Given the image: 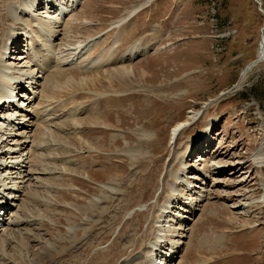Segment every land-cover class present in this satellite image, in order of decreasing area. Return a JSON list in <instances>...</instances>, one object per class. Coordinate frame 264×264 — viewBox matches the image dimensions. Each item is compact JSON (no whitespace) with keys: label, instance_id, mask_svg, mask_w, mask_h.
<instances>
[{"label":"rangeland","instance_id":"obj_1","mask_svg":"<svg viewBox=\"0 0 264 264\" xmlns=\"http://www.w3.org/2000/svg\"><path fill=\"white\" fill-rule=\"evenodd\" d=\"M23 1H9L20 40L4 55L36 80L21 94L17 128H25L0 131V142L8 139L0 182L20 187L7 192L14 205L2 214L12 222L25 213L28 223L11 224L0 239L11 234V248L24 238L46 243L57 254L48 264H264V165L255 161L264 146V63L241 81L262 45L256 1L44 0L34 10L41 0L21 12ZM34 20L58 31L55 43L43 42L65 73L51 101L42 96L46 77L29 63L40 60L29 52L32 36L41 43ZM148 33L147 52H126ZM119 68L131 74L103 78ZM245 91L254 98L241 100ZM10 106L0 107V126ZM179 123L187 125L174 137ZM36 124L50 132L39 146L30 143ZM28 145L41 167L29 164ZM23 190L37 192L33 210Z\"/></svg>","mask_w":264,"mask_h":264},{"label":"bare ground","instance_id":"obj_2","mask_svg":"<svg viewBox=\"0 0 264 264\" xmlns=\"http://www.w3.org/2000/svg\"><path fill=\"white\" fill-rule=\"evenodd\" d=\"M9 1H11V0H3L0 3V12L3 9L5 11L3 17L0 18V51H2L0 53V105L2 104L3 105L2 109L6 110L7 112H8V106H10L12 102H16V101L19 100L20 104H22L21 102H25V100H26V99L25 100L23 99L24 97H26V95L25 96L24 95L16 96V98H14L13 95L10 96L11 94H13V92L15 90V87H17V88L21 87L19 85V83H22V81H25V80H28V79H31V81H35L36 80L35 79L36 76H34L35 70L33 72L18 70L17 68H12L11 66H9L7 64V57L4 55V53L6 51H8L10 48H11L10 50H12L13 47L16 50V48L18 47L19 40H20V38L17 36V33H15L14 30H12V28L8 24V23H11L13 25L16 24L15 16H16V14L18 12L12 6H10ZM12 1H18V0H12ZM38 1H41V0H30V1H25V2L23 1L21 3V5H20L23 8L21 12H23V11L26 12V10H29L31 8V3L33 4V3H36ZM51 2H53V1H51ZM45 5H46V3H45ZM42 6H43V4L40 3L38 7H42ZM47 6H49V5H47ZM54 8H55V6H54ZM34 21H35V25H37V28H35V31L33 29V32H35L36 35H40L39 37H40L41 43L36 42V37L32 36L31 40L33 41L32 42L33 46L31 48H29V52H30L31 56H40V60H34L33 58H30L29 63L34 64V66L39 70V73L43 74L41 76V79H44L46 77V82L43 84V91H42L43 95L42 96L46 100L51 101L53 99H56V97H58L60 94L62 95L63 87H61L62 86L61 84H62V82L65 79V73L56 71L58 66L53 65V60H51V56L46 54V52L48 53L49 50L44 49L46 47V44L43 43V42H51L50 39L52 38V41H54V43H55V41L58 38V35H57L58 31H52V27H51L52 23H48L47 21L45 22V21H42V20H37V21L34 20ZM47 23L50 24V26L48 25V28H44V24H47ZM54 24H57V23H54ZM45 27H47V26H45ZM151 36H152V38L154 40L155 39V34L151 35L150 33H148L147 36L136 40L133 43V45L127 49L126 52L129 53L134 58L140 57L145 52H147L148 49L145 48V41H147L148 38L151 37ZM54 46H55V44H54ZM151 46L154 47L153 45H151ZM52 47H53V44H52ZM13 53H15V51ZM261 53H262V51L259 52L258 57L260 56ZM36 59H37V57H36ZM46 64H48V65H46ZM135 70L136 69L133 68L132 72L137 77V74L135 73ZM143 71H144V73L138 72V74L141 76V78L144 77L143 75L145 73H148L146 71V69L143 70ZM16 72H18V74H16ZM243 72L244 73H243L241 81H243L245 79V77H246V75L248 73V72H245V71H243ZM46 74H47V76H45ZM130 74H131V72L127 68H121V69L119 68L115 72H112V73L109 72L107 75L105 73L106 76H104L103 78L104 79L108 78L109 80H112L114 82V80L119 81V79L127 78ZM75 77H77V75ZM75 80H76V78H75ZM91 80H93V79H91ZM91 80L89 82H92ZM84 81L88 82L87 79H85ZM93 82L96 83L93 86H97V88H99L98 80H94ZM84 85L81 84V86H84ZM26 94H27V92H26ZM28 94H30V93H28ZM36 101H37V97H34L32 102H30V104H32V103L34 104L33 105L34 108H35ZM7 102H8V104H7ZM5 104H7L8 106H5ZM51 106H53V105H51V102H48V106L46 108L49 109V108H51ZM28 110H30V107L28 109H26V111H28ZM9 111H14L12 105L10 106V110ZM13 117H14V115L10 116L8 119L5 118L6 122H7V125L5 126L6 123L4 122L0 126V131H2V132L3 131H9V130H7L8 127H12L14 129H17V130L18 129H22L23 130L25 128V127L24 128H19V127L17 128V125H19V124H12L11 125L10 124V120H12ZM28 117H29V115H23V118H28ZM16 122H17V120H16ZM20 122H24V121L20 120ZM185 125H187V124H185V123L177 124L173 128L172 136H174V137L178 136L180 131L182 130V128ZM35 126H36L35 131H33V133L31 134L32 135V137H31L32 141L30 143L31 144L32 143L33 144L37 143L38 144L37 146H39L41 143L46 142V136L50 135L49 134L50 132H47V128L48 127L46 125L41 126L40 124H38V125L36 124ZM14 132H16V130H14ZM3 133H5V132H3ZM177 133H178V135H176ZM28 134H30V133H28L26 131H23L22 133H19L17 135H19L22 139H26L28 141L30 136H31V135H28ZM4 136H5V134L2 135L0 138L2 139V137H4ZM57 137H60V136H57ZM9 138H13V136H10ZM7 140H2V142H0V145H3L4 143L7 144ZM18 140H20V139H18ZM18 140L16 141V143L14 145H17V143L19 142ZM13 141H15V139L11 140V142H13ZM23 143H24V141H23ZM27 149H29V152H30V145H28ZM27 149H25V150H27ZM0 150H2L1 146H0ZM37 150L38 149H36V148H34V149L31 148V152L27 154L28 155L27 159L30 158L29 164H31L32 167H39L42 164V159L39 158L37 153H36ZM255 161L258 164H263L264 165V146L259 149L258 155L256 156ZM4 165L5 164L3 162L2 163L0 162V169L4 168L5 167ZM216 166L217 165H215V167ZM5 169H7V168H5ZM14 169H16V168H14ZM8 170L9 169H7L5 171H8ZM25 178H27V177H24V180H25ZM6 182H7V180H6ZM6 182L5 181H3V183L0 182V193L3 192L4 195H6L5 197L2 198V201H5L4 206H3L4 207L3 210L5 208H9L11 206L13 207V205H14V204L11 203V202H13V200L7 199V195L8 194L6 192L9 189H11V188H16V187L20 188L16 184H14L12 187H9L10 184H6ZM20 193L24 194L25 198L28 200L26 202L25 207H24L25 209H28L27 207L29 206L33 210L34 205H39L40 204L36 191H32V192L28 191V192H26L25 190H23ZM20 198H21V196H20ZM21 210L22 209H20V212H21ZM22 214H24V217L26 218L25 213H22ZM24 217L22 215V217H18L16 220H14L12 222H8L7 218L4 217L3 218V227L0 228V231L4 230V233L9 231L7 229H8V227L11 224L14 225V226L15 225L17 226V225H19L21 223H26V222L28 223V221ZM9 235H11V234L4 235V239H0V264H12L11 263L12 261H10L11 259L14 261L13 264H48L50 262V260H49L50 256L52 258L55 255V253L53 252L52 248H49L47 246H46L47 248L45 247L46 243L44 244L43 242H40L37 247L36 246L32 247V244L34 243L35 240L31 239V238H30V240H28V238L17 240L16 242H18V244L16 243L17 245H15L14 247L11 248L12 243H13V239H11L9 237ZM132 240H133V237H131V241ZM36 242L38 243L39 241H36ZM161 243H163L162 240H161ZM80 244L78 243V244H74V245H75V247L76 246L78 247ZM84 244H86V243H84ZM161 245L157 246V247L158 248L160 247V249H161L162 248ZM129 248H130V246L128 247V249ZM53 249H54V247H53ZM81 249H82V247H81ZM9 250H10V252H9L10 254L7 255V251H9ZM41 250H44L46 252V254L41 255ZM60 250H61V248H60ZM27 254L30 255L33 258V261L28 262L26 260ZM102 254H100L99 256H101ZM56 255L54 257H56ZM5 257L6 258L10 257V258L8 260H6ZM135 264H144V263H135ZM147 264H151V263L149 262Z\"/></svg>","mask_w":264,"mask_h":264},{"label":"water","instance_id":"obj_3","mask_svg":"<svg viewBox=\"0 0 264 264\" xmlns=\"http://www.w3.org/2000/svg\"><path fill=\"white\" fill-rule=\"evenodd\" d=\"M256 3L259 6V10L264 14V8L262 7V3H260L259 0H255ZM261 50L262 53L260 54V56L258 57V59L253 62L252 64H250L248 67H246L245 72H249L251 71L258 63L262 62L264 63V28L262 29V37H261Z\"/></svg>","mask_w":264,"mask_h":264},{"label":"trees","instance_id":"obj_4","mask_svg":"<svg viewBox=\"0 0 264 264\" xmlns=\"http://www.w3.org/2000/svg\"><path fill=\"white\" fill-rule=\"evenodd\" d=\"M250 92H253V91H250ZM246 93H248L247 91H245V92H242L241 93V95H240V99L242 100H252L253 98H254V96L253 97H251L249 94L247 95Z\"/></svg>","mask_w":264,"mask_h":264}]
</instances>
